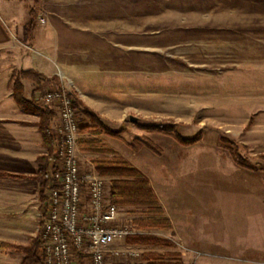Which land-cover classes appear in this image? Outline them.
I'll return each instance as SVG.
<instances>
[{
	"label": "rangeland",
	"instance_id": "1",
	"mask_svg": "<svg viewBox=\"0 0 264 264\" xmlns=\"http://www.w3.org/2000/svg\"><path fill=\"white\" fill-rule=\"evenodd\" d=\"M34 12V32L23 38L34 37V69L54 72L34 83L42 93L64 86L73 95L82 171L100 174L110 199L112 177L99 172L98 159L139 162L172 184L192 181L208 211L198 216L199 227H213L200 232L201 245L192 250L190 232L178 240L164 210L117 205L133 233L111 243L108 264H245L239 253L263 246L252 238L264 237V221L243 223L239 213L264 211V0H34ZM147 124L200 136L185 145ZM134 138L155 142L161 153L132 149ZM164 218L169 227L148 225ZM40 219L31 236L8 222L15 214L0 209V240L28 244L41 232ZM207 232L215 236L210 249L201 239Z\"/></svg>",
	"mask_w": 264,
	"mask_h": 264
},
{
	"label": "crops",
	"instance_id": "2",
	"mask_svg": "<svg viewBox=\"0 0 264 264\" xmlns=\"http://www.w3.org/2000/svg\"><path fill=\"white\" fill-rule=\"evenodd\" d=\"M30 6H34V0H0V173L16 175L0 177V209H6L7 214H15L16 220L8 222H14L17 228L23 232H30L32 236L34 223L36 225L41 215L40 186L35 179L38 170L36 161L39 156L47 154L48 149L38 126L39 112L25 109L18 104L13 95L12 80L15 70L32 69L45 73L37 65L34 69V37L33 40L27 39V41L23 38L25 26L31 17ZM26 48H30V52L26 51ZM45 75L50 77L54 72ZM34 84H36L34 81L23 80L24 96L41 108L43 106L39 104L38 98L42 92H39L38 84ZM49 107L58 113L55 106ZM57 117L58 114L53 118V133H55ZM133 164L148 177L157 200L164 210V215L172 223L175 237L180 241L187 240L189 231L192 250H197L201 245L198 243L200 232L204 233V230L213 228L199 227L198 216H203L202 214L208 211L202 208L203 197L199 195L198 186L192 181L190 184H172V180L161 179L159 174H152L139 162L134 161ZM249 197L250 195L247 198ZM255 197L263 199L261 195ZM206 200H209V195ZM173 207L174 211H172ZM242 208L239 213L245 216L243 221L240 219L241 222L251 225L264 221V211L261 209ZM255 214L257 215L255 220L247 218ZM37 228L36 225V230ZM205 235L207 237L203 236L201 239L207 238L206 246L210 249L209 242L213 241L215 236H210L209 232ZM252 240L255 242L262 240L263 246L242 250L239 255L245 258L240 261L245 264H264V237L252 238ZM219 246L223 248L224 244L220 241ZM0 251H4V258L0 259V264H22V253L4 249Z\"/></svg>",
	"mask_w": 264,
	"mask_h": 264
},
{
	"label": "built area",
	"instance_id": "3",
	"mask_svg": "<svg viewBox=\"0 0 264 264\" xmlns=\"http://www.w3.org/2000/svg\"><path fill=\"white\" fill-rule=\"evenodd\" d=\"M38 102L58 110L47 209L40 217L43 264H80L79 257L87 258L85 264H108V247L131 235L132 228L120 222L106 180L94 170L81 169L73 95L61 86L44 91Z\"/></svg>",
	"mask_w": 264,
	"mask_h": 264
},
{
	"label": "trees",
	"instance_id": "4",
	"mask_svg": "<svg viewBox=\"0 0 264 264\" xmlns=\"http://www.w3.org/2000/svg\"><path fill=\"white\" fill-rule=\"evenodd\" d=\"M38 2V0H35ZM30 14L32 16L29 23L25 26L24 32L27 35H32L35 29L34 6L30 7ZM49 78L39 71L27 69V70H15L12 74L13 80V95L18 102L25 109L35 110L40 114V120L38 126L40 128L43 142L48 149L47 154L41 155L37 158L38 170L35 175V179L38 180L40 186V212L44 215L47 209V192L50 188L51 179L50 171L54 162V154L56 147V136L52 131V122L55 115L54 110L49 107H38L34 101L26 99L24 96L23 80L27 79L40 83L42 80ZM92 121L96 126H100L101 129L109 131L112 135L120 137V130L110 129L105 125L95 114L88 113ZM149 131H158L172 134L185 145L192 144L199 139L200 135L195 137H187L182 135L173 129L171 124H147L142 126ZM81 144L92 145L94 140L81 139ZM129 146L137 150L142 146H148L154 151L161 153L160 147L153 141L142 138H134L129 142ZM97 169L102 175H108L112 177L111 180V201L116 205H129L137 208H145L150 213H163V209L160 206L156 194L150 184L148 177L130 161L123 158L113 159H98L95 161ZM2 176H16L9 173H0ZM149 226L155 227H169L170 221L167 218L164 219H151L148 221ZM41 228V223H40ZM164 243L166 241H163ZM0 249L15 250L23 253L22 264H43L44 251L40 239V234L33 237L26 245L17 244L5 240H0Z\"/></svg>",
	"mask_w": 264,
	"mask_h": 264
},
{
	"label": "water",
	"instance_id": "5",
	"mask_svg": "<svg viewBox=\"0 0 264 264\" xmlns=\"http://www.w3.org/2000/svg\"><path fill=\"white\" fill-rule=\"evenodd\" d=\"M130 118H131V120H133V121H136V120H137V118L134 117V116H131Z\"/></svg>",
	"mask_w": 264,
	"mask_h": 264
}]
</instances>
